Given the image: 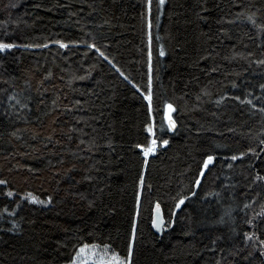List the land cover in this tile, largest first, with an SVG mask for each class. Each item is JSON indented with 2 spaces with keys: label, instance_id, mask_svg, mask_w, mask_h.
Segmentation results:
<instances>
[{
  "label": "trees",
  "instance_id": "obj_1",
  "mask_svg": "<svg viewBox=\"0 0 264 264\" xmlns=\"http://www.w3.org/2000/svg\"><path fill=\"white\" fill-rule=\"evenodd\" d=\"M150 7L147 0H0V41L16 45L0 51V180L6 181L0 185V264H67L74 246L83 244H110L126 255L133 214L134 264H216L221 257V264H264L258 252L248 261L230 254L246 247L243 233L253 229L245 219L264 204V181L253 182L257 173L264 176V153L227 159L249 147L259 152L257 137L264 139V114L231 99H243L247 89L248 98L264 106V65L255 63L264 33L258 37L245 18L255 13L256 24H264V0H153ZM92 43L108 60L88 48ZM150 49L151 117L143 98ZM20 89L32 97L28 109L7 98ZM77 100L81 106L66 111ZM166 103L174 109L171 131ZM149 123L157 149L145 166L135 145L147 146ZM70 125L88 136L73 132L69 141L64 130ZM76 137H95V146L89 151ZM165 139L169 143L161 145ZM208 154L217 157L214 166L172 216V197L187 194L197 163ZM29 193L51 199L38 204ZM156 203L166 221H175L160 234L152 227ZM227 208L231 218L223 215ZM259 223L264 227V219Z\"/></svg>",
  "mask_w": 264,
  "mask_h": 264
},
{
  "label": "snow or ice",
  "instance_id": "obj_2",
  "mask_svg": "<svg viewBox=\"0 0 264 264\" xmlns=\"http://www.w3.org/2000/svg\"><path fill=\"white\" fill-rule=\"evenodd\" d=\"M153 0H147V4L149 6V11H151V4H152ZM160 4L164 3V0H159ZM237 15H241V13H237ZM255 13H253L252 15H247L245 18L252 23L257 29H258V37L264 33V24H256L255 19H254ZM148 26H151V22L149 21ZM157 39H159V37H157ZM151 43V40L149 41ZM54 43L58 44L61 48H65L67 47L66 44H64L63 42L57 40ZM16 47V45L12 44V43H5L0 41V51H3L5 49H12ZM20 47H47V45H21ZM258 48H264V39L261 40L260 44L257 45ZM88 48L91 49H95L96 52L99 53V55L101 57H103L105 60H108V57L105 55V53L103 51L100 50V48H98L96 46V44L92 43V44H88ZM159 54L161 56H163L164 50L163 48L160 49ZM235 55V54H234ZM248 57L253 56L252 52H249ZM261 57L260 59H256L255 63L257 65H264V52L261 53ZM201 59H203V57H201ZM109 63L112 64V61L109 60ZM113 68L116 69L117 72H120L119 68H116L115 64H112ZM148 68H149V82H148V92L146 95H143V98L145 101H148V115L149 117L152 116L153 114V107H152V100H153V94H152V76H151V70H152V51L151 49L148 52ZM120 75L123 76L124 73L120 72ZM237 75H239L237 73ZM51 76V72L47 73L46 76L42 79H47L48 77ZM77 79H85V77H77ZM125 79H128L127 77H125ZM5 83H7V81H5ZM23 83L25 84V86L27 87H31L29 80L25 79L23 81ZM39 84V82H38ZM133 87L138 89L137 85H133ZM232 87L236 88L238 87L237 84L235 82H232ZM259 88L261 90H264V83H260L259 84ZM6 91V90H3ZM15 91V90H14ZM42 91H46V89H42ZM203 95H207L210 96L211 93L207 92L206 90H201ZM24 89H20L19 94L17 95H12L9 94L8 95V100H14L16 105H18L19 109H28L29 108V101L32 99L31 96H24ZM228 94L225 93L224 95L219 96V98L215 101V103L217 105H219L222 101L225 100V97ZM251 95V92H249L247 89L245 91V95L244 98L241 99L240 96H234L231 97V99H234L236 101H239L240 104H248L251 105V108L258 111L261 114H264V106H260L257 107L256 104L253 103L252 99H249L248 96ZM201 96H197V100H200ZM253 99H255V97H253ZM39 103H44L43 100L39 101ZM54 106H59L57 105L56 101L53 100L52 101ZM78 106H81V102L79 100L75 101V104L72 106H65L66 111H71L73 108H76ZM173 105L171 103H166L164 105V112H165V120L167 121V126L168 129L171 131L172 129H174L176 127V121H174L170 115V113L173 112ZM7 114H11L12 112V105H8L7 108ZM49 111H51V109H49ZM253 115H255V112H253ZM21 117L19 115L16 116V119L19 120ZM77 123H79V121H77ZM145 130L146 132L149 134L148 137V142H147V146H144L142 144H136L135 147L138 149H141L142 151V155L144 158V165L147 166L148 164V157L150 153H154L157 149V139L155 138V134H154V125L149 123L145 125ZM16 131H19V129H17ZM16 131H14L12 133V135L16 134ZM53 132L56 131V129L52 130ZM79 131L81 133L82 136H88L87 133L83 132V129H77L74 126H69L67 130H64V134L67 136V139L69 141H71L73 139V136L71 135V133L73 132H77ZM229 131H231V129H229ZM261 132L264 133V128L261 129ZM35 138V137H33ZM48 139L51 140L52 136L49 135ZM258 142L259 144L262 146L259 149V152H257V149L254 147H249L246 149V151H241L238 154H233L231 157L227 158L230 161H237L239 158H243L245 157L247 154L251 153L254 156H259L261 153H264V139H260L258 138ZM77 143L78 144H83L85 145V147L90 151L92 149V147L95 146V137H89L87 141L80 139L79 137H76ZM57 143H60V141H57ZM161 145H167L169 143L168 140H162L160 141ZM217 157H215L214 155L208 154V155H204L202 157V161L197 163V172L194 175V179L191 181V186L187 189V194H185V192L182 190L180 192H178L175 196L172 197V200L174 202V207L171 210V215L172 216H176L177 209H181L182 205L185 204V202L187 200H189L190 198L194 197L197 192L196 190L202 185L203 183V178L206 176L207 172L211 170V167L214 166V161L216 160ZM228 168H232L233 165L231 163L227 164ZM145 171L144 168H141L140 173H139V184H143L144 183V179H145ZM85 179H91V177L86 176ZM264 181V176L259 175V173H257V175L255 177H253V182L256 181ZM6 181L4 180H0V185L5 184ZM249 188L252 187V184L248 185ZM5 195L11 197L13 195L12 191H8L7 193H5ZM30 197V200L32 202L38 203V204H47L49 203V200H40L34 196H31V194H28ZM206 196H210L213 195V193H205ZM216 196H219V193H215ZM140 199H141V193L139 190H137L136 192V204L137 207L139 206L140 203ZM255 199V198H254ZM249 207L248 204L243 205V207L241 208V211H245L247 208ZM231 213H232V209L231 208H227L225 209L223 215L224 216H229L231 218ZM137 214H133L132 216V220H131V234L129 236V238L127 239V249H126V255H121L119 254L117 251H115L110 244H104L103 245V250H105V253L107 254L108 252L111 253V257L110 259L107 260L106 264H134V241L136 238V232H137ZM261 219H264V204H261L260 206V211L259 212H254L251 216H247L245 219V223L247 225L250 226L251 229L250 231H245L243 233V244L246 246L245 248H238L234 251H232L230 254L232 256H240L241 259L243 261H248L249 258L253 255V252H258L259 255L261 257H264V238H262V236H264V227H261L259 221ZM223 222V216L220 218V220L217 221V223H222ZM175 223L174 220L169 219L168 221L165 220L164 215L162 214L161 211V205L160 203H156L154 211H153V218H152V226L157 230L160 231L162 230L164 227H172L173 224ZM19 226L15 223V221H13V228H18ZM9 231H12L13 229H8ZM185 235H188V233L186 232ZM213 247H215L216 245V240L212 241ZM97 247L96 244H83L81 245L78 249L75 248L74 246V252L75 255L72 256L71 260L68 262V264H80V260H81V256L82 254L85 252L86 249H95ZM250 247V250H249ZM221 251L223 252L224 249H221ZM244 252H247V255H244ZM223 259V257H221L220 259H217L216 264H221V260Z\"/></svg>",
  "mask_w": 264,
  "mask_h": 264
},
{
  "label": "rangeland",
  "instance_id": "obj_3",
  "mask_svg": "<svg viewBox=\"0 0 264 264\" xmlns=\"http://www.w3.org/2000/svg\"><path fill=\"white\" fill-rule=\"evenodd\" d=\"M110 257V252L106 254L105 250H103V246L97 245L95 249L85 250L81 256L80 264H106Z\"/></svg>",
  "mask_w": 264,
  "mask_h": 264
},
{
  "label": "water",
  "instance_id": "obj_4",
  "mask_svg": "<svg viewBox=\"0 0 264 264\" xmlns=\"http://www.w3.org/2000/svg\"><path fill=\"white\" fill-rule=\"evenodd\" d=\"M175 129V128H174ZM154 211V210H153ZM153 213V212H152ZM153 227V226H152ZM153 229L157 232V233H161L162 232V230H160V231H157L154 227H153Z\"/></svg>",
  "mask_w": 264,
  "mask_h": 264
}]
</instances>
